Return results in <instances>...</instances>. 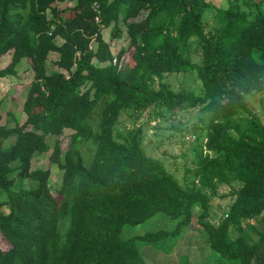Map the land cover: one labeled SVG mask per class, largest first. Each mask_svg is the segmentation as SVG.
Here are the masks:
<instances>
[{
    "label": "trees",
    "instance_id": "16d2710c",
    "mask_svg": "<svg viewBox=\"0 0 264 264\" xmlns=\"http://www.w3.org/2000/svg\"><path fill=\"white\" fill-rule=\"evenodd\" d=\"M66 1L0 0V59L11 55L0 80L25 59L34 71L25 123L0 126V264H146L137 241L178 237L195 221L224 260L264 264V122L248 99L264 93V0L214 6L210 31L208 0H69L62 10ZM111 26L112 40L127 33L132 67H122L124 49L114 55L103 39ZM51 53L58 59L49 71ZM192 72L199 94L166 79ZM149 109L155 121L201 114L195 135L182 123L172 127L197 140L183 184L147 154L141 129L117 132L122 113ZM49 137L57 139L53 147ZM50 151L63 172L59 200L51 171L32 170V160ZM222 186L232 201L216 224L211 202L229 196ZM159 213L176 228L121 238L125 226Z\"/></svg>",
    "mask_w": 264,
    "mask_h": 264
},
{
    "label": "rangeland",
    "instance_id": "374dc122",
    "mask_svg": "<svg viewBox=\"0 0 264 264\" xmlns=\"http://www.w3.org/2000/svg\"><path fill=\"white\" fill-rule=\"evenodd\" d=\"M211 8L207 9L203 20L206 24V30L210 31L214 25L215 11L212 10L214 6L219 9L228 8L232 5L233 0H208ZM72 2L67 0L61 3V9L72 7ZM65 19L73 17L67 10L64 13ZM103 39L110 43L111 51L117 55L122 49L125 54L122 60V67H132L134 62L132 60L133 49L130 47V40L125 32L123 37L118 40H112V26L102 32ZM61 39H56L57 44H61ZM192 49H196L197 40L192 39ZM95 44H93V48ZM58 59L57 53H51L47 62L49 71L56 69L54 63ZM195 62H201L198 55L194 56ZM11 62V55H6L0 59V70L7 67ZM17 74L9 76L0 80V126L14 127L16 125H23L26 121V114L23 110V105L26 100L28 89L34 78V71L31 63L25 59L17 66ZM175 89L187 88L196 93L202 92L201 82L197 79L195 72L178 75L174 77H167ZM251 103V109L260 115L264 122V93L255 94L248 97ZM201 114L198 110L184 112L177 115L170 121H155L153 119V110L149 109L142 116L137 117V114L132 111L122 113L120 123L117 126L118 133H124L129 130L141 129L142 145L144 146L148 155L160 158L165 161L167 168L173 173L180 183H184L187 175V168L193 166L191 162L192 147L197 143L196 137L189 135L185 141L182 138L183 133L173 129V126L180 127L191 131L193 125L198 123ZM137 118V119H136ZM178 132V133H177ZM194 134L192 131L190 134ZM71 132L66 131L64 136L60 138L62 142L63 151H67L70 145L69 138ZM187 135V134H186ZM15 138L11 137L8 142L12 144ZM56 138L49 137L48 144L53 147ZM8 144V143H7ZM51 151L42 156L35 157L32 160V170L44 169L51 171L50 187L59 200V187L62 183L63 172L55 165H52L49 160ZM194 167V166H193ZM26 187H32L36 184L30 180L25 181ZM221 195H229L226 198H215L211 202L212 222L216 223L224 216L226 208L230 205L232 198L230 196L232 190L229 187L222 186L220 188ZM6 195L0 192V201H4ZM5 213L8 209L3 207ZM199 210V209H198ZM178 221L170 219L163 213H159L150 220L137 226H125L121 234V238L125 241L131 240L134 237L144 236L149 233L158 231H172L176 228ZM202 228L197 224V221L185 228L178 237H171L157 244L137 241L143 259L146 264H235L228 262L221 258L219 254L213 252L204 235Z\"/></svg>",
    "mask_w": 264,
    "mask_h": 264
},
{
    "label": "built area",
    "instance_id": "2783aa9c",
    "mask_svg": "<svg viewBox=\"0 0 264 264\" xmlns=\"http://www.w3.org/2000/svg\"><path fill=\"white\" fill-rule=\"evenodd\" d=\"M96 20H97V21H99V18H98V17H96ZM187 139H188V138H187Z\"/></svg>",
    "mask_w": 264,
    "mask_h": 264
}]
</instances>
